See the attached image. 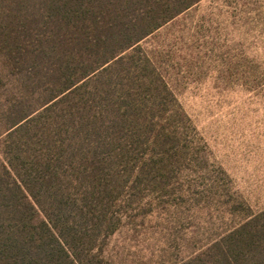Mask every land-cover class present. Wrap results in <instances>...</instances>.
<instances>
[{
    "label": "trees",
    "instance_id": "1",
    "mask_svg": "<svg viewBox=\"0 0 264 264\" xmlns=\"http://www.w3.org/2000/svg\"><path fill=\"white\" fill-rule=\"evenodd\" d=\"M201 0H0V264H114L109 239L202 142L141 42ZM184 264H264V209Z\"/></svg>",
    "mask_w": 264,
    "mask_h": 264
},
{
    "label": "rangeland",
    "instance_id": "2",
    "mask_svg": "<svg viewBox=\"0 0 264 264\" xmlns=\"http://www.w3.org/2000/svg\"><path fill=\"white\" fill-rule=\"evenodd\" d=\"M197 127L202 151L134 204L114 264H184L264 209V0H201L141 42Z\"/></svg>",
    "mask_w": 264,
    "mask_h": 264
}]
</instances>
